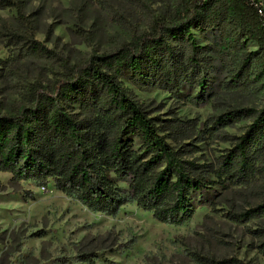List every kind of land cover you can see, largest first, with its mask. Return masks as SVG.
<instances>
[{
    "label": "trees",
    "instance_id": "1",
    "mask_svg": "<svg viewBox=\"0 0 264 264\" xmlns=\"http://www.w3.org/2000/svg\"><path fill=\"white\" fill-rule=\"evenodd\" d=\"M0 7H14L23 17L19 0H0ZM25 28L7 34L19 45L13 60L53 59L61 72L48 87L29 85L24 104L0 114V173L42 189L52 182L94 213L115 216L134 203L162 224L190 221L192 196L210 188L207 166L182 158L121 79L174 96L185 87L201 88L190 100L199 105L213 94L207 80L217 52L235 64L227 86L254 88L264 78V24L256 8L249 0H179L168 18H156L111 51H92L72 64L36 41L28 23ZM192 28L210 45H197ZM247 41L259 53L248 51ZM246 117L251 122L213 170L224 190L264 181V106L229 110L213 127ZM259 188L260 202L234 213L237 221L264 219V187ZM255 233L264 253V225ZM82 259L94 264L89 255Z\"/></svg>",
    "mask_w": 264,
    "mask_h": 264
},
{
    "label": "rangeland",
    "instance_id": "2",
    "mask_svg": "<svg viewBox=\"0 0 264 264\" xmlns=\"http://www.w3.org/2000/svg\"><path fill=\"white\" fill-rule=\"evenodd\" d=\"M19 1L23 17L14 7H0V114L24 104L22 94L29 85L48 87L61 72L60 62L53 59L14 61L19 45L7 34L24 33L28 23L36 41L72 64L92 51H111L146 31L156 18H168L179 0ZM191 33L197 45H210L196 29ZM246 48L259 53L252 41ZM212 58L207 84L213 94L199 105L190 100L201 88L185 87L174 96L121 79L182 158L207 166L210 188L192 196L195 213L190 221L162 224L134 203L123 205L115 216L94 213L52 182L42 189L14 183L9 173H0V264H90L84 255L94 264H264L263 239L255 233L264 219L237 221L233 216L260 202L264 181L224 190L213 173L252 119L213 127L216 118L229 110L262 108L264 78L254 88L231 89L226 83L234 62L217 52Z\"/></svg>",
    "mask_w": 264,
    "mask_h": 264
},
{
    "label": "built area",
    "instance_id": "3",
    "mask_svg": "<svg viewBox=\"0 0 264 264\" xmlns=\"http://www.w3.org/2000/svg\"><path fill=\"white\" fill-rule=\"evenodd\" d=\"M249 2L256 8L264 24V0H249Z\"/></svg>",
    "mask_w": 264,
    "mask_h": 264
}]
</instances>
